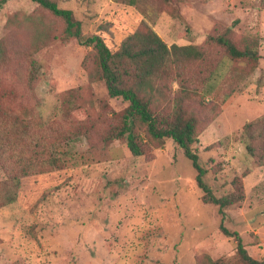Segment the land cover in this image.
I'll use <instances>...</instances> for the list:
<instances>
[{"label":"rangeland","instance_id":"obj_1","mask_svg":"<svg viewBox=\"0 0 264 264\" xmlns=\"http://www.w3.org/2000/svg\"><path fill=\"white\" fill-rule=\"evenodd\" d=\"M49 1L71 12L82 39L96 35L111 51L134 33L158 37L174 61L148 81L150 109L160 125L176 113L193 119L203 182L240 201L222 218L201 203L181 150L142 125L133 127L139 157L122 138L100 143L128 104L107 96L93 49L67 38L63 20L36 3L6 0L0 120L19 119L45 141L43 152L16 145L0 156V264H238L219 223L264 259V0ZM216 37L256 60L232 59ZM185 46L194 51L177 49ZM81 120L91 123L89 138L76 134ZM8 158L31 172L4 204Z\"/></svg>","mask_w":264,"mask_h":264},{"label":"trees","instance_id":"obj_2","mask_svg":"<svg viewBox=\"0 0 264 264\" xmlns=\"http://www.w3.org/2000/svg\"><path fill=\"white\" fill-rule=\"evenodd\" d=\"M5 1L6 0H0V5ZM30 1L49 11L55 17L62 19L65 25L64 33L67 38H73L78 43L93 49L99 69V79L103 82L107 96L109 98H120L128 104L121 119L122 123L107 134H102L100 143L107 144L113 140L122 138L130 155L139 157L142 155V150L135 142L133 127L134 125H142L147 135L152 140L170 139L177 148L181 150L183 157L190 162L191 167L195 171L194 184L201 192V203L217 207V213L222 218L224 208L230 207L234 203L240 201V199L234 197L235 195L233 193H227L224 196L215 195L203 182L202 177L205 174V170L202 169L198 163L197 151L194 147V144L197 143V135L193 119H182V116L176 113L179 120L176 121L177 118H175L172 121L169 118L160 125L151 111L148 93L153 90L147 86V83L152 78H156L169 63L174 61V59H170L165 45L154 33L151 31L143 35L134 33L121 43L119 49L111 51L104 44L102 39L96 35L82 39L80 34V23L72 18L70 11L57 8L55 3L49 0ZM134 41L142 45L137 51L131 50V45ZM214 41L222 45L226 53L232 59L247 58L251 61L256 60V55L250 50L244 49L243 51H238L232 43L224 37H216ZM175 48L174 46L172 47V49ZM192 48L193 47L185 46L177 49L180 51L184 50L183 53L188 54L186 51L191 50L193 52L194 49ZM193 54L198 55V53L195 52ZM32 66L33 74L35 73V66L33 63ZM127 78H133V83H128ZM81 112L80 108L74 110L76 114H80ZM21 123L19 119L13 117L0 120V156L7 154V151H11L12 149L10 148L16 145L20 148L24 147L26 152L33 154V149L36 148V144H38L39 148H41V152H43L42 147L44 146L45 139L43 138L40 140L39 137L30 133L24 122ZM76 123L77 126H79L76 134H79L80 131H84L87 133V138H89V133L92 130L91 123L84 122L83 120ZM249 126L250 124H247L244 129H248ZM246 150L249 152V155H252L250 149L246 148ZM16 157L20 160L24 159V156ZM18 160L10 162L8 158L10 165L7 171L10 172L11 170L14 173H12V178H10L9 183L5 184V182H3V187H5L2 197L4 204H9L14 201L16 189L18 187V178L26 176L31 172V169L28 167L16 169ZM8 161H5L4 164H7ZM218 229L225 238L234 239L235 253L239 259L238 264H264V259L256 260L247 254L237 233L229 232L221 223H219ZM204 263L223 264L222 261H210L209 259H206Z\"/></svg>","mask_w":264,"mask_h":264}]
</instances>
